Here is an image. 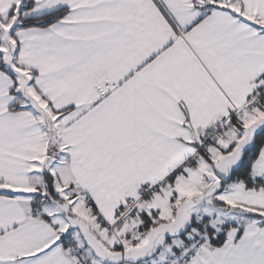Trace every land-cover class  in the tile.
I'll return each mask as SVG.
<instances>
[{
    "label": "snow or ice",
    "instance_id": "obj_1",
    "mask_svg": "<svg viewBox=\"0 0 264 264\" xmlns=\"http://www.w3.org/2000/svg\"><path fill=\"white\" fill-rule=\"evenodd\" d=\"M0 264H264V0H0Z\"/></svg>",
    "mask_w": 264,
    "mask_h": 264
}]
</instances>
